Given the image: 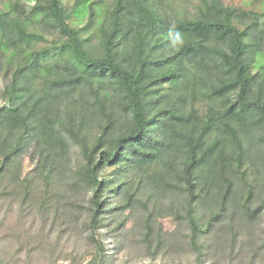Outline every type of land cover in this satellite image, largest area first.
<instances>
[{
	"label": "trees",
	"instance_id": "1",
	"mask_svg": "<svg viewBox=\"0 0 264 264\" xmlns=\"http://www.w3.org/2000/svg\"><path fill=\"white\" fill-rule=\"evenodd\" d=\"M261 18L223 0H0V264H56L82 235L92 251L64 259L110 264L103 236L125 245L130 218L148 254L199 262L234 213L264 214Z\"/></svg>",
	"mask_w": 264,
	"mask_h": 264
},
{
	"label": "rangeland",
	"instance_id": "2",
	"mask_svg": "<svg viewBox=\"0 0 264 264\" xmlns=\"http://www.w3.org/2000/svg\"><path fill=\"white\" fill-rule=\"evenodd\" d=\"M223 1L246 11H253L258 14L264 12V0ZM104 7L103 5L97 6L99 13H102L101 10ZM193 11L194 4L191 9V12ZM261 19L264 20V18ZM257 62L264 65V56L258 57ZM232 216L230 225L227 224V227L225 226L217 233L206 254L201 257L202 261L199 262L193 250L180 245L163 248L153 255L148 254L140 244L136 245L138 236L136 235L137 232L134 231L135 227L132 225L133 219L130 218L126 225L130 234L126 237L125 245H119L118 241L121 237L119 239L110 238L107 235L109 233H105L106 235L103 236L106 249L110 254V264H264V214L262 213L252 220L246 219L242 211H237ZM162 223L164 230L169 232L180 230L179 235L181 232H185L184 228L172 218H163ZM62 249L64 250L63 253L61 255L56 254L54 257L58 256L56 264H69L70 259H64V256L68 257L70 251L82 253H86L87 250L89 253L92 251L83 235L77 238L74 236L63 238ZM21 261L22 259L19 263ZM48 261L49 254L43 249L33 255L31 264H48Z\"/></svg>",
	"mask_w": 264,
	"mask_h": 264
}]
</instances>
